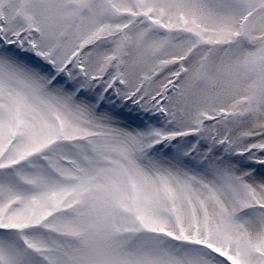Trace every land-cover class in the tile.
I'll return each instance as SVG.
<instances>
[{
	"label": "snow or ice",
	"instance_id": "1",
	"mask_svg": "<svg viewBox=\"0 0 264 264\" xmlns=\"http://www.w3.org/2000/svg\"><path fill=\"white\" fill-rule=\"evenodd\" d=\"M0 264H264V0H0Z\"/></svg>",
	"mask_w": 264,
	"mask_h": 264
}]
</instances>
